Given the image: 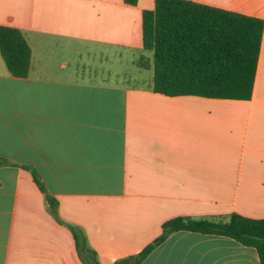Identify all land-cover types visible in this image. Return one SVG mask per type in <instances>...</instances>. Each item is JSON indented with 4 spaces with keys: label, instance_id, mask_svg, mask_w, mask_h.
<instances>
[{
    "label": "crops",
    "instance_id": "obj_1",
    "mask_svg": "<svg viewBox=\"0 0 264 264\" xmlns=\"http://www.w3.org/2000/svg\"><path fill=\"white\" fill-rule=\"evenodd\" d=\"M187 1L264 21V0ZM154 8L0 0V26L21 30L32 51L25 78L0 54V264H93V253L114 264L176 217L264 218V32L250 100L168 97L153 90L152 61L137 65ZM84 47L125 61L137 83L74 75L67 56ZM139 264L261 263L230 237L180 230Z\"/></svg>",
    "mask_w": 264,
    "mask_h": 264
},
{
    "label": "trees",
    "instance_id": "obj_2",
    "mask_svg": "<svg viewBox=\"0 0 264 264\" xmlns=\"http://www.w3.org/2000/svg\"><path fill=\"white\" fill-rule=\"evenodd\" d=\"M125 2L136 5L138 0ZM142 21L143 48L152 52L154 92L168 97L251 99L264 32L262 19L187 0H155L153 10L143 11ZM0 54L12 76H28L32 51L21 30L0 26ZM137 65L150 67L144 58ZM5 163L0 160V165ZM34 179L43 190L35 174ZM48 201L51 206L57 204L53 197ZM180 230L230 237L255 248L264 264V218L237 213L219 221L170 219L142 252L114 264H139L169 234ZM93 254V264H100Z\"/></svg>",
    "mask_w": 264,
    "mask_h": 264
},
{
    "label": "rangeland",
    "instance_id": "obj_3",
    "mask_svg": "<svg viewBox=\"0 0 264 264\" xmlns=\"http://www.w3.org/2000/svg\"><path fill=\"white\" fill-rule=\"evenodd\" d=\"M152 52H146V61H152ZM70 59L71 70L74 75H85V77L92 74L98 77L110 80L112 83H120L126 85H132L137 81L130 80L129 76L135 77L137 70L135 68L130 69L125 61H116L112 58L102 59V55L99 52H88L84 47L79 52H74L67 56ZM118 71L119 76H114L113 72ZM145 75H149L148 72Z\"/></svg>",
    "mask_w": 264,
    "mask_h": 264
}]
</instances>
